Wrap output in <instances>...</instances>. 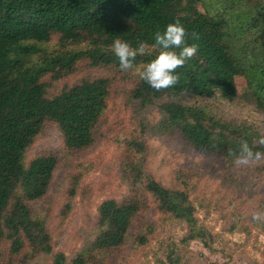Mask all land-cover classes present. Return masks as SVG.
Here are the masks:
<instances>
[{
  "label": "trees",
  "instance_id": "trees-1",
  "mask_svg": "<svg viewBox=\"0 0 264 264\" xmlns=\"http://www.w3.org/2000/svg\"><path fill=\"white\" fill-rule=\"evenodd\" d=\"M175 20L187 33H196L198 38L187 43L195 42L197 52L174 70L177 82L167 89L151 88L136 73L129 99L155 105L161 114L153 123H142L141 131L178 134L195 150L226 160H233L228 153L236 152L242 139L253 151L264 152V146L255 143L264 136L257 125L225 118L197 103L198 98L210 99L264 111V0H0V264L4 243L11 255L26 248V259L48 255L50 264H123L109 261L107 254L126 242L134 220L149 207L184 226L181 244L195 241L217 250L215 234L200 223L185 185L165 186L145 167L141 134L125 141L121 177L128 193L120 200L100 202L93 239L71 258L53 251L45 218L32 206L46 194L58 162L54 153L26 159L43 123L57 125L64 155L90 147L112 83L106 76L81 79L49 96L43 77L71 74L81 59L92 67L123 72L112 53V41L119 38L132 47L143 41L150 46L154 33ZM54 35L59 48L49 51L45 45ZM155 54L152 50L137 55L131 69L142 67ZM238 78L244 80L240 91ZM192 97L195 102L187 101ZM73 194L72 186L69 195ZM260 203L264 209V200ZM68 211L67 206L64 215ZM253 222L264 233V221ZM152 231L149 226L140 230L136 243L145 245ZM178 257L166 254L170 264H181Z\"/></svg>",
  "mask_w": 264,
  "mask_h": 264
},
{
  "label": "rangeland",
  "instance_id": "rangeland-1",
  "mask_svg": "<svg viewBox=\"0 0 264 264\" xmlns=\"http://www.w3.org/2000/svg\"><path fill=\"white\" fill-rule=\"evenodd\" d=\"M45 46L49 51L59 48L58 37L52 36ZM135 75L133 69L120 72L92 67L87 59H81L71 74L57 79L49 73L43 77L48 83L49 96L81 79L106 76L112 81L108 106L96 126L90 147L64 155L57 125L46 121L26 151L27 160L40 153H54L58 157L46 194L32 203L34 210L45 218L53 251L71 258L93 239L100 202L126 196L129 188L121 177L125 141L141 134L146 145L145 167L165 186L185 185L200 223L215 234L213 246L217 250L210 251L195 241L181 244L184 226L149 207L134 220L126 242L107 254L108 260L123 264H159L162 260L170 264L166 254L173 253L179 255L181 264H203L208 260L220 264H264V233L251 218L253 212L261 210L260 202L264 200V159L237 166L233 160L195 150L178 134L153 133L150 129L142 132V123H153L161 114L155 105H141L129 99ZM243 82L242 78L236 80L238 91ZM196 99L187 98V101ZM197 103L207 105L225 118L251 122L264 132V111L246 104L210 99L198 98ZM72 186L74 194L69 195ZM67 206L69 211L64 215ZM231 225L235 228L228 230ZM148 226L153 227L149 241L139 246L135 236L142 229L148 230ZM3 252V264L51 263L48 255L26 259V248L11 255L8 243H4Z\"/></svg>",
  "mask_w": 264,
  "mask_h": 264
},
{
  "label": "clouds",
  "instance_id": "clouds-1",
  "mask_svg": "<svg viewBox=\"0 0 264 264\" xmlns=\"http://www.w3.org/2000/svg\"><path fill=\"white\" fill-rule=\"evenodd\" d=\"M190 38L195 40L198 37L194 32L187 33L183 24L175 20L166 24L163 31L158 30L154 33V42L150 46L140 41L136 47H132L129 42L117 38L112 41L111 50L118 60L121 71L133 68L137 55H148L152 50H156V54L135 71L139 79L151 88L167 89L177 82L178 75L174 70L197 52L195 42L187 43ZM255 143L264 146V136L258 137ZM228 155L233 157V163L237 166L264 159V152L253 151L249 143L243 139L239 142L238 150L230 151ZM251 218L253 221L264 219V209L253 212Z\"/></svg>",
  "mask_w": 264,
  "mask_h": 264
}]
</instances>
